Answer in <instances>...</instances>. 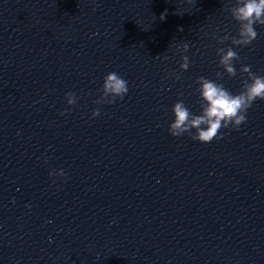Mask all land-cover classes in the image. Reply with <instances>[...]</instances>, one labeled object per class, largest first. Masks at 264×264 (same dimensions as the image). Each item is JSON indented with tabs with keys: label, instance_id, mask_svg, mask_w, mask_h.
Returning <instances> with one entry per match:
<instances>
[{
	"label": "clouds",
	"instance_id": "1",
	"mask_svg": "<svg viewBox=\"0 0 264 264\" xmlns=\"http://www.w3.org/2000/svg\"><path fill=\"white\" fill-rule=\"evenodd\" d=\"M227 11L237 23L238 28L235 36L230 34L222 37L214 36L219 44H224L229 40L231 42L230 47L217 48L218 66L223 69V72H216L215 80L203 76L196 79L195 83L198 87L195 92L198 94L199 114H193L182 99L174 103L171 109L174 120L168 126V132L173 137L187 134L192 140L201 143L223 139L224 134L221 133V129L238 131L240 126L247 122V112L254 102L264 100V76L254 73L251 65H242L239 70L241 76L246 75V78L243 79L241 90L238 93L233 94L222 83L217 82L223 79L225 73L228 77L237 76L234 62L239 61L241 57L234 48L248 46L257 39L258 32L255 26H264V0H231V6L227 7ZM165 15L166 13L161 14L160 19L163 20ZM188 50V43L177 45V51L181 53V71L189 68V58L183 55ZM179 78L177 74L176 79ZM127 93L128 81L112 71L103 77L100 97L93 103L113 104L117 99L122 101ZM65 99L68 105L74 106L78 97L75 93L68 92L65 94ZM66 114L67 111L60 113V115ZM99 115L100 108L93 109L92 117ZM49 176L65 177L66 173L60 169L49 172Z\"/></svg>",
	"mask_w": 264,
	"mask_h": 264
}]
</instances>
